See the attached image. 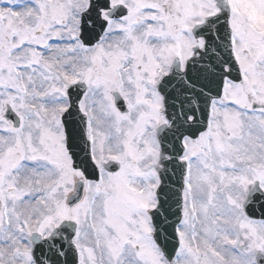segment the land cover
Segmentation results:
<instances>
[{"label":"snow or ice","instance_id":"snow-or-ice-1","mask_svg":"<svg viewBox=\"0 0 264 264\" xmlns=\"http://www.w3.org/2000/svg\"><path fill=\"white\" fill-rule=\"evenodd\" d=\"M0 264H264V0H0Z\"/></svg>","mask_w":264,"mask_h":264}]
</instances>
